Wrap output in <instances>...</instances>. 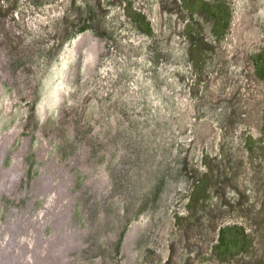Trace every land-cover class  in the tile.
Here are the masks:
<instances>
[{
	"label": "rangeland",
	"instance_id": "obj_1",
	"mask_svg": "<svg viewBox=\"0 0 264 264\" xmlns=\"http://www.w3.org/2000/svg\"><path fill=\"white\" fill-rule=\"evenodd\" d=\"M0 264H264V0H0Z\"/></svg>",
	"mask_w": 264,
	"mask_h": 264
},
{
	"label": "bare ground",
	"instance_id": "obj_2",
	"mask_svg": "<svg viewBox=\"0 0 264 264\" xmlns=\"http://www.w3.org/2000/svg\"><path fill=\"white\" fill-rule=\"evenodd\" d=\"M103 175V174H102ZM126 237H128V234L126 235ZM15 244V243H14Z\"/></svg>",
	"mask_w": 264,
	"mask_h": 264
}]
</instances>
